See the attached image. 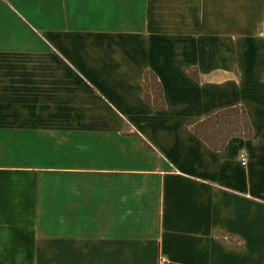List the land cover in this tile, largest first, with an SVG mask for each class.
<instances>
[{"label": "crops", "instance_id": "0c3cea01", "mask_svg": "<svg viewBox=\"0 0 264 264\" xmlns=\"http://www.w3.org/2000/svg\"><path fill=\"white\" fill-rule=\"evenodd\" d=\"M159 258L264 264V0H0V264Z\"/></svg>", "mask_w": 264, "mask_h": 264}, {"label": "trees", "instance_id": "16d2710c", "mask_svg": "<svg viewBox=\"0 0 264 264\" xmlns=\"http://www.w3.org/2000/svg\"><path fill=\"white\" fill-rule=\"evenodd\" d=\"M154 79L152 74L146 73L145 81L147 86L150 85V88H153L154 84H156ZM149 82L151 83L149 84ZM149 99L145 100V102L154 111H159L163 108L158 89H156V92H153L152 99L150 96ZM192 131L206 145L216 151L222 150L226 141L232 137L241 139L252 137L248 118L244 110L239 107L218 111L213 116L203 119L193 126Z\"/></svg>", "mask_w": 264, "mask_h": 264}, {"label": "built area", "instance_id": "2783aa9c", "mask_svg": "<svg viewBox=\"0 0 264 264\" xmlns=\"http://www.w3.org/2000/svg\"><path fill=\"white\" fill-rule=\"evenodd\" d=\"M238 161L241 167L246 166V157L243 154L238 155ZM157 264H167V261L164 258H159L157 260Z\"/></svg>", "mask_w": 264, "mask_h": 264}]
</instances>
